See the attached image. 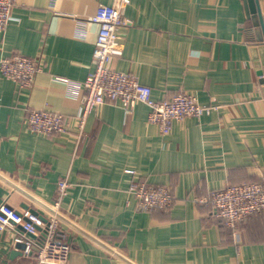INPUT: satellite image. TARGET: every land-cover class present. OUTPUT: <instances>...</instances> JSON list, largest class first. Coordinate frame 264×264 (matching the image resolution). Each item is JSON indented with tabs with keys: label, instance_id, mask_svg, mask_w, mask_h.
<instances>
[{
	"label": "crops",
	"instance_id": "1",
	"mask_svg": "<svg viewBox=\"0 0 264 264\" xmlns=\"http://www.w3.org/2000/svg\"><path fill=\"white\" fill-rule=\"evenodd\" d=\"M113 1L17 0L0 32V59L42 56L46 66L24 88L0 73V203L49 215L58 179L68 178L58 208L67 247L46 264H264V213L233 229L196 200L264 182V0L254 9L247 0H130L123 10L130 23L112 65L134 73L154 98L185 90L214 104L210 113L174 120L163 135L145 103H104L80 139L26 128L32 108L74 118L93 68L98 25L88 17ZM135 180L169 185L175 201L168 210L137 209ZM19 231H1L0 245ZM0 264L38 263L22 253Z\"/></svg>",
	"mask_w": 264,
	"mask_h": 264
},
{
	"label": "built area",
	"instance_id": "2",
	"mask_svg": "<svg viewBox=\"0 0 264 264\" xmlns=\"http://www.w3.org/2000/svg\"><path fill=\"white\" fill-rule=\"evenodd\" d=\"M130 0H114L111 4L100 3L96 12L88 19L97 23L98 31L92 52L93 68L80 84L85 94L73 119L46 107L32 108L28 111L24 123L26 128L37 134H61L73 132L77 139L85 134V123L88 114L104 103H121L128 107L132 101L145 103L150 112L147 120L158 126L166 135L170 132L174 120L184 117H200L210 113L214 104L200 103L196 96L180 90L171 96L154 98L151 88L138 81L132 72L121 71L112 65V61L121 57L124 44L120 31L130 23L123 17V10ZM17 0H0V32L6 29L13 18V8ZM46 66L42 56H27L13 53L0 59V73L3 77L15 81L20 88L30 87L40 71ZM73 91L76 83L69 79H60ZM70 183L67 177L57 181V191L52 202V212L43 215L29 208L17 210L6 201L0 203V232L8 228L22 227L9 241L0 245V256L9 254L16 242H24L23 254H32L38 264L57 263L61 261L67 243L62 239L59 230V214L62 198L67 194ZM129 191L137 201V209L168 210L175 197L167 184H148L144 181L131 182ZM197 202H209L215 208V214L221 217L227 226L235 229L247 216L264 213V182H244L229 184L212 189L206 198ZM44 217L46 220H44ZM44 237L39 242L27 234ZM37 247V248H34Z\"/></svg>",
	"mask_w": 264,
	"mask_h": 264
},
{
	"label": "water",
	"instance_id": "3",
	"mask_svg": "<svg viewBox=\"0 0 264 264\" xmlns=\"http://www.w3.org/2000/svg\"><path fill=\"white\" fill-rule=\"evenodd\" d=\"M247 2L249 3V6H250L251 9H254L255 6L257 7V0H247ZM44 220H46L45 217H44ZM17 227H18V229L23 230L20 225H18ZM38 229L41 230V227H38ZM27 235L29 237H31V238H36L37 237L35 234H32V233H28ZM44 235H45V231L44 230H41L40 238L44 237ZM12 237L13 236L11 235L10 238H12ZM24 247H25V243L24 242H16L15 245H14V248L10 250L9 256L10 257H13L15 255L22 254V251L21 250ZM34 248H37V247H34Z\"/></svg>",
	"mask_w": 264,
	"mask_h": 264
}]
</instances>
